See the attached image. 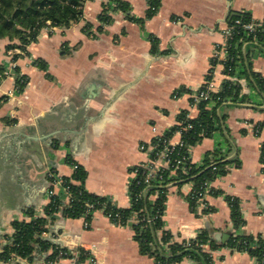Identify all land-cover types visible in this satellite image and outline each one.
I'll list each match as a JSON object with an SVG mask.
<instances>
[{"label":"crops","instance_id":"1","mask_svg":"<svg viewBox=\"0 0 264 264\" xmlns=\"http://www.w3.org/2000/svg\"><path fill=\"white\" fill-rule=\"evenodd\" d=\"M123 1L140 21L114 11L105 32L93 38L84 32L85 22L96 30L108 0H87L83 21L52 34L43 30L29 46L30 56L16 61L30 79L21 94L15 92L12 52L6 51L10 41L0 39V64L9 73L0 86V99L7 97L0 102V235H12L15 220L29 221L30 209L45 216L50 202L47 174L53 170L71 177L69 155L86 169L88 191L129 207L132 167L148 160L140 145L178 125L184 111L196 118L199 110L190 106L191 93L208 80L219 89L228 79L224 67L212 66L217 47L225 41L230 13L250 12L264 28V0H159L151 18L150 0ZM240 44L244 63L239 62L236 77L249 101L226 102L221 110L224 130L191 147V163L201 166L207 153L219 148L229 153L232 145L229 158L237 157L240 166L213 182L223 195H208L212 213L192 211L191 184L172 182L163 216L164 228L179 241L194 239L205 228L214 230L222 247L213 252V264H258L248 253L225 247L226 235L264 237V130L256 131L264 122V93L244 73L247 67L264 78V46ZM34 59H43L47 70L34 65ZM180 140L175 133L171 143ZM55 192L63 190L57 186ZM227 195L240 201L244 224L238 231L231 225ZM44 237L77 258L78 249L87 251L81 264H157L141 252L131 224L117 225L102 212L94 214L89 228L84 218L59 213ZM52 253L37 247L31 261L0 258V264H73L74 257L48 262ZM173 264L197 262L186 258Z\"/></svg>","mask_w":264,"mask_h":264},{"label":"trees","instance_id":"2","mask_svg":"<svg viewBox=\"0 0 264 264\" xmlns=\"http://www.w3.org/2000/svg\"><path fill=\"white\" fill-rule=\"evenodd\" d=\"M87 0H0V39H8L10 43L6 46L7 52H12V60L18 61L20 58L30 56L29 46L36 42L44 29H48L50 34L52 29L60 27L68 29L74 23L84 20V4ZM153 5L159 7V0H154ZM119 11L131 21H140L131 14L130 4L123 0H108L104 5L102 13L99 15L100 26L94 30V26L85 22L84 32L93 38H97L99 33L105 32L106 26L112 21V12ZM156 14L155 11H149L148 18ZM240 20V24L236 21ZM250 23H258L250 12L242 11L230 13L228 17V25L232 28L233 36L229 39V48L227 61L224 62L225 72L230 75H237V66L239 62L244 63L241 51L243 41H254L258 39V44L264 46V28L259 27L257 33L248 34L245 31V25ZM18 50V52H17ZM218 61H213L217 63ZM33 64L40 69L46 71L47 64L43 59H34ZM229 68L233 71L228 72ZM16 75V94H21L26 89L30 79L27 75L20 72V68H15ZM244 73L256 85L257 89L264 93V78L257 73L244 68ZM240 76V75H239ZM8 77L7 68L0 64V86ZM185 91V89H182ZM7 100V97L0 99ZM247 102L246 95L242 94L241 84L227 79L223 83L221 92L212 95V99L208 102H202L199 106V113L196 118H190L189 112L180 113L176 125L167 131L162 137L153 139V145L158 148L151 152V159H155L157 150L163 149L164 140H170L176 132L182 130V139L188 146H194L205 138H210L217 132L224 130V117L221 116L223 105L228 102ZM214 103L213 107H209ZM192 125L191 128L184 129ZM264 130V122L256 126L257 133ZM184 152L185 148L179 149ZM229 153L224 152L222 148L206 154L204 163L201 166L192 163L183 165L188 168L185 172L180 168L173 173V167H164L159 176L151 180L150 184L144 183L142 177L132 179L129 193L131 196V205L127 208L120 207L112 199L91 193L85 185L87 178L86 169L77 163L70 155L67 162L74 169L71 177H62L64 187L67 191L62 194L51 196L49 204L45 208V216H36V211L30 209L28 215L29 221L15 220L12 223L14 232L12 235H0V246L2 252L0 258L9 262L16 258L32 260L34 253L39 247L43 252L53 249V253L49 255L47 261L56 263L62 258L74 257V253L59 245H54L50 240L44 237L48 232L51 222L62 213L65 217L78 219L84 217L91 223L96 211H103L111 214L113 219L116 217L120 221L117 225L126 226L132 217H136L139 222L133 223L132 227L135 232V238L140 243L141 252L145 255L153 257L157 264H173L179 263L186 258L193 259L197 264H213V252L222 247L215 238L214 230L205 228L201 230L194 239L176 240L174 235L164 228V211L167 194L169 191L168 184L176 182L178 186L193 182L196 189L206 182H214L218 178L224 177L230 173L233 167H239L240 161L235 158H229L233 151L232 145L228 149ZM261 161L264 163V141L261 148ZM231 167V168H230ZM157 194V198L152 200V195ZM212 195H223L218 189L212 191ZM69 196L70 201L65 203V197ZM226 199L230 205L231 225L235 231L244 224L241 214L240 201L234 197L227 195ZM192 211H196V203L192 199H188ZM214 211L211 207L207 213ZM206 247H209L207 249ZM233 252H245L253 258L257 259L258 264H264V237L261 235L253 236L241 234L239 232L232 233L225 243ZM80 254L78 260L80 264L88 258L89 253L84 249H78Z\"/></svg>","mask_w":264,"mask_h":264},{"label":"built area","instance_id":"3","mask_svg":"<svg viewBox=\"0 0 264 264\" xmlns=\"http://www.w3.org/2000/svg\"><path fill=\"white\" fill-rule=\"evenodd\" d=\"M154 0H150V9L151 11H156V7L153 5ZM237 24H240V20L236 21ZM245 31L248 34L251 33H257L258 28L262 27L260 23H250L246 24L245 26ZM60 28V27H55L52 29L54 32L55 29ZM62 29V28H61ZM231 27L228 25V27L224 30V36H225V41L222 45L217 47L215 56H214V62L218 61L217 63H214L212 68L214 69L217 65H220L224 67L225 65L224 62L227 61V56H228V48H229V39L233 36V33L231 31ZM48 30V29H44ZM49 31V30H48ZM51 31V30H50ZM49 31V32H50ZM254 42H258V39L255 38ZM18 52V50H17ZM16 68V62L13 64V68L15 70ZM228 72L233 71L232 68L228 69ZM9 74V73H8ZM228 75V79L234 82H237L240 84V80L236 77V75H230V73H226ZM235 76V77H233ZM223 87V86H222ZM222 87L217 89L216 84L214 83L213 80H208L206 81L205 85L201 87L199 90L194 91L191 93V98H190V106L192 109H198V106L202 102H208L212 99V95L218 94L221 92ZM16 88V86H15ZM181 95V91H177L175 93V97H179ZM199 110V109H198ZM190 117V115H188ZM191 118V117H190ZM192 119V118H191ZM178 125H181V122H178ZM192 125H189L188 127L184 129L191 128ZM178 133L181 136V140L177 143H171L170 140H164L163 144L164 147L160 151L157 150L156 152V157L155 159H151L150 154L152 151L156 150L158 148L157 145H153V140L149 143H142L140 145V149L147 154L148 160L146 162L140 163L138 165H135L132 167V179L136 177H142L144 179V183L150 184L151 180H153L155 177L159 176V172L164 168V167H170L172 165L173 173L175 171L179 170L182 168L183 171H187L188 168L184 167L186 163H191V146H188L185 141L182 139V130H179ZM165 134V133H164ZM164 134L159 135V137H162ZM179 149H184L185 151L182 153L180 152ZM77 166H73V169H75ZM48 181L50 183V186L48 188V196L51 198V196L56 195L55 192V187L59 186L63 191H67V188L64 187V181L62 179V176L58 174L56 171H49L47 174ZM191 184V190L189 193V198L194 200L196 203V212L198 213H206L205 211H208L211 206L207 202V197L208 195H212V191L215 189L213 187V182H206L204 183L201 187L198 189L195 188L193 182H189ZM67 197V202L70 201L69 196ZM96 212H102L106 217H108L113 223L119 224L120 221L113 219L111 214H106L103 211H96ZM95 212V213H96ZM94 213V214H95ZM84 218V217H82ZM85 219V218H84ZM139 220L136 217H132L128 221V224L133 225V223H138ZM127 224V225H128ZM85 227L89 228L90 227V222H88L85 219ZM245 253V252H244ZM73 264H80L78 258L75 256L73 258Z\"/></svg>","mask_w":264,"mask_h":264},{"label":"water","instance_id":"4","mask_svg":"<svg viewBox=\"0 0 264 264\" xmlns=\"http://www.w3.org/2000/svg\"><path fill=\"white\" fill-rule=\"evenodd\" d=\"M125 89V88H124ZM227 236V239H226V241L225 242H227V240L229 239V236L228 235H226ZM214 238H215V240H218L217 238H216V235L214 236Z\"/></svg>","mask_w":264,"mask_h":264}]
</instances>
